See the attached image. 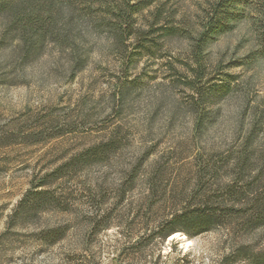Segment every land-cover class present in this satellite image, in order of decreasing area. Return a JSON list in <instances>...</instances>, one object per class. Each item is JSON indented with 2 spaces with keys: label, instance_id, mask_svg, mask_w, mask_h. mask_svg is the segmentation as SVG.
I'll list each match as a JSON object with an SVG mask.
<instances>
[{
  "label": "rangeland",
  "instance_id": "rangeland-1",
  "mask_svg": "<svg viewBox=\"0 0 264 264\" xmlns=\"http://www.w3.org/2000/svg\"><path fill=\"white\" fill-rule=\"evenodd\" d=\"M30 1L0 14V264H264V0Z\"/></svg>",
  "mask_w": 264,
  "mask_h": 264
},
{
  "label": "trees",
  "instance_id": "trees-1",
  "mask_svg": "<svg viewBox=\"0 0 264 264\" xmlns=\"http://www.w3.org/2000/svg\"><path fill=\"white\" fill-rule=\"evenodd\" d=\"M245 0H227L226 4L223 5L224 9L223 11L225 13H229V7L233 6L234 3L237 4H243ZM234 2V3H233ZM33 2H27V0H0V14L3 12H9L11 15H13L15 21H23L25 19H28L27 21L30 23H36L37 25L40 24L42 19V11H39L38 13H32V14H26V10L32 6ZM53 8V7H52ZM58 9V8H57ZM220 24V23H218ZM213 31H216L215 29H218V25H211ZM212 31V30H211ZM199 71V70H198ZM185 217V215L183 216ZM176 224V217L173 218L170 221V227L169 230L166 232V235H170L173 232L176 231L177 228H175Z\"/></svg>",
  "mask_w": 264,
  "mask_h": 264
},
{
  "label": "built area",
  "instance_id": "built-area-1",
  "mask_svg": "<svg viewBox=\"0 0 264 264\" xmlns=\"http://www.w3.org/2000/svg\"><path fill=\"white\" fill-rule=\"evenodd\" d=\"M155 264H174V263L165 259ZM178 264H185V263H178Z\"/></svg>",
  "mask_w": 264,
  "mask_h": 264
}]
</instances>
